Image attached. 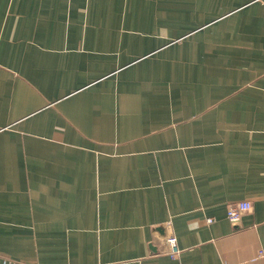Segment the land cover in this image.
Returning a JSON list of instances; mask_svg holds the SVG:
<instances>
[{"label":"crops","instance_id":"crops-1","mask_svg":"<svg viewBox=\"0 0 264 264\" xmlns=\"http://www.w3.org/2000/svg\"><path fill=\"white\" fill-rule=\"evenodd\" d=\"M0 264H264V0H0Z\"/></svg>","mask_w":264,"mask_h":264},{"label":"built area","instance_id":"built-area-1","mask_svg":"<svg viewBox=\"0 0 264 264\" xmlns=\"http://www.w3.org/2000/svg\"><path fill=\"white\" fill-rule=\"evenodd\" d=\"M250 203L246 201L231 203L226 210V218L233 225L240 223L242 218L248 213L250 210ZM213 219H207V222H212ZM166 229V228H165ZM160 240L163 241L165 247V253L170 256H177L181 250L177 245L176 237L173 233L167 230V233Z\"/></svg>","mask_w":264,"mask_h":264},{"label":"water","instance_id":"water-1","mask_svg":"<svg viewBox=\"0 0 264 264\" xmlns=\"http://www.w3.org/2000/svg\"><path fill=\"white\" fill-rule=\"evenodd\" d=\"M234 227L239 228L240 225L235 224ZM166 234V229L164 225H160L159 227H157L156 229L153 230V238L154 241H158L159 239L163 238ZM154 241H152V244L154 245ZM155 247H158L157 245H155Z\"/></svg>","mask_w":264,"mask_h":264}]
</instances>
